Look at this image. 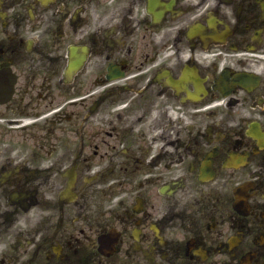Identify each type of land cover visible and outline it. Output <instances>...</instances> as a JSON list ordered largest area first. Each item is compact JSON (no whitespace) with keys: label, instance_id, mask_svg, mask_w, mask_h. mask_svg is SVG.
<instances>
[{"label":"flooded vegetation","instance_id":"obj_1","mask_svg":"<svg viewBox=\"0 0 264 264\" xmlns=\"http://www.w3.org/2000/svg\"><path fill=\"white\" fill-rule=\"evenodd\" d=\"M0 264H264V0H0Z\"/></svg>","mask_w":264,"mask_h":264}]
</instances>
